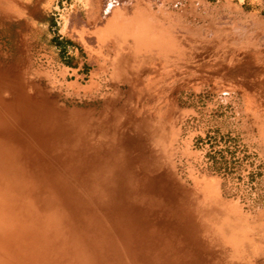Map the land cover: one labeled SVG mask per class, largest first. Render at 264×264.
I'll use <instances>...</instances> for the list:
<instances>
[{"label":"bare ground","instance_id":"bare-ground-1","mask_svg":"<svg viewBox=\"0 0 264 264\" xmlns=\"http://www.w3.org/2000/svg\"><path fill=\"white\" fill-rule=\"evenodd\" d=\"M30 1L0 0V19L42 35L28 17L53 1ZM71 1L60 30L86 81L82 58L54 70L20 31L0 47V264H264V19L231 0ZM210 128L239 136L233 172L195 144Z\"/></svg>","mask_w":264,"mask_h":264},{"label":"rangeland","instance_id":"rangeland-1","mask_svg":"<svg viewBox=\"0 0 264 264\" xmlns=\"http://www.w3.org/2000/svg\"><path fill=\"white\" fill-rule=\"evenodd\" d=\"M49 1L50 0H40L39 6L40 7H43V6L47 7ZM51 1H53V2L51 3L50 8L46 9L45 12L43 10H41L42 14L39 13L40 15L37 14L32 18L28 17V22L33 26L36 25L35 29H36V27L40 28L41 26H42L41 28L46 27V26L48 27V31H45L44 34H42V35H36L35 36L34 34H32L31 29L28 28L29 26L28 27H25V26L22 27L20 22H16L14 20L11 21V20H6V19H0V47H1V49H3L2 51L7 53L9 56L15 55L16 46H17V44L20 40V37H21L19 35V31H20L22 36H24V37L26 36V38H28V40L33 43L32 44L33 47L31 49V54H32L34 60L36 59L39 62L41 60V62H43V60H45V58L43 57L44 55H49L52 57L54 55V57H53L54 60L52 62V67L54 70L55 69L57 70L59 66L65 65V64H66L65 66H69L70 68H72V67L77 68V66L79 67L80 58H82L84 60V63H83L84 64L83 72H84V76H85L84 79L86 81L88 78V75L91 71V67L89 65H87V63H86L85 53L83 52L82 47L80 45H78L77 42H74L70 38L61 34V30H60L61 26H62L61 14L63 11H65V9H67L70 6L72 1L71 0H51ZM209 1L211 3H219L221 1L224 2L225 0H209ZM231 1L235 4H239L240 2H242L244 5L243 7H244L245 11L252 12V10H253L254 13H256L258 15L260 14L259 16L264 19V0H252V1L251 0H243V1L242 0L241 1L231 0ZM27 2H28V0H27ZM33 2H35V0L30 1L29 2L30 4H28V5L33 4ZM250 2H251V4H250ZM41 3H45V4H41ZM81 5H82L81 3L78 4L79 7H81ZM55 6L58 8H56ZM52 13H54V14H52ZM30 19L32 20V23H31ZM260 29L261 28L255 22L256 37H260L259 34H261V36L264 35ZM263 39H264V37H263ZM262 41H264V40H262ZM42 49H44V50H42ZM68 50H70V51H68ZM76 50L80 54L79 57H76V55H75ZM52 52H53V54H52ZM55 55H57V57ZM192 97L193 96H190L189 98H192ZM206 98H210V95L204 94L201 98H199L198 101H194V100L189 101V104L191 106L198 108L197 111H198L199 115L189 119L184 128H188V129L193 130V129H200L199 127L203 126V124H204L203 122H205V120H203V119H206V118L204 117V111H202V109L204 108V106H206ZM199 106H200V108H199ZM225 108L226 109L220 110L217 113V116L223 117L226 113H228V120L232 121V118L234 117V109L232 107H229V106L225 107ZM231 110H233V111H231ZM201 122H202V124H201ZM230 132L231 131L229 130L228 132L223 133L220 131V129L215 128L214 130H212V128H210V131L207 133L205 138H203L201 136H198L196 138L195 144L199 148H203L205 145H208L209 146L208 158L213 160L214 162L221 161V164L223 165L224 168H227L229 170V172H233L234 171V164L236 162V159H235L236 154H237L238 149H239L238 141L240 140V138L238 135L235 138L231 137ZM235 142H237V143H235ZM220 143L224 144V146H223L224 148L220 146ZM231 148H232V152H230V155L232 158L231 159V165L232 166H227V163L225 160V157H226L225 151L229 152L231 150Z\"/></svg>","mask_w":264,"mask_h":264}]
</instances>
